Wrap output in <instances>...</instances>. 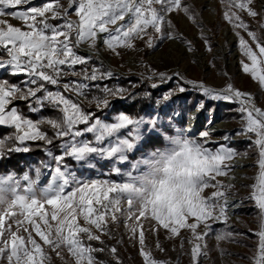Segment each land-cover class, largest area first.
<instances>
[{
	"label": "snow or ice",
	"instance_id": "snow-or-ice-1",
	"mask_svg": "<svg viewBox=\"0 0 264 264\" xmlns=\"http://www.w3.org/2000/svg\"><path fill=\"white\" fill-rule=\"evenodd\" d=\"M220 2L223 19L235 30L240 52L248 61H240L242 70L264 92V0ZM175 13H183L193 23L199 15L184 0H67L66 4L45 0L41 5L33 0H0V71L21 77L17 82L0 77V127L11 129L0 137V159L28 153L38 144L51 161L44 163L51 176L43 188L36 186L39 168L36 180L27 172L20 178L15 173L0 174V264H53V256L65 259V250L73 264H109L100 259L105 252L115 264H123L118 248L102 239L115 238L121 226L139 244L144 264H171L156 259L146 245L145 232L151 231L157 237L156 249L166 251L159 241L161 229L167 239L180 238L182 253L184 244L190 245L191 264H201L209 256L207 238L213 224L227 225L230 211L243 203L233 199L238 195L234 183L238 178L253 180L244 185L250 189L244 199L252 201L257 211V229H249L257 247L248 259L264 264V107L252 93L232 83L216 88L180 72L145 65L144 79L154 81L152 89L176 81L158 106L189 86L203 97L194 105L196 114L207 110L211 116L214 109L208 108V101L235 105L241 127L234 135L248 141L244 151L230 146L233 133H225L223 143L214 141L211 118L199 132L189 122L195 121L194 114L184 121L186 126L175 127V118L182 113L173 111L168 124L175 127V135L164 133L165 147L136 158L144 140L142 128L156 130L161 118L119 112L107 119L97 114L111 106L110 98L128 94L124 87L96 83L114 76L104 66L100 45L119 56L121 49L139 51L137 41L156 51L165 41L180 40L191 52V42L177 32L170 18ZM244 14L257 22L256 28ZM201 38L211 51L209 39ZM84 46L87 53L81 54ZM92 88L100 94L89 98ZM85 101L96 111L85 107ZM45 111L52 114L37 115ZM56 145L58 153L52 151ZM252 150L256 174L238 177L236 170L244 167L241 161ZM69 160L87 169L105 161L111 165L108 178L82 179ZM145 221L154 223L145 229ZM183 231L190 238L182 237ZM245 235L229 230L216 233L215 239L238 243L237 238ZM217 250L222 256L230 254L219 244Z\"/></svg>",
	"mask_w": 264,
	"mask_h": 264
},
{
	"label": "rangeland",
	"instance_id": "rangeland-1",
	"mask_svg": "<svg viewBox=\"0 0 264 264\" xmlns=\"http://www.w3.org/2000/svg\"><path fill=\"white\" fill-rule=\"evenodd\" d=\"M45 0H33L34 5H41ZM62 3H67V0H61ZM184 3L191 5L195 13H198L196 17V22L190 21L183 13H175L170 17L178 33H180L187 41H190L193 46V51L189 52L186 50V45L180 40L165 41L156 51L149 50L145 48L142 42L137 41L136 46L139 51L135 50H123L121 49V55L116 56L107 52L103 49L101 45V59L109 67H111L113 73L114 70H118L123 76L114 73L111 79L105 81H97L98 84H107L109 87H124L128 89V94L126 98L117 99L110 98L112 100L111 106L108 109H104L107 113H112L111 115H105V118L111 119L115 114L121 111L119 105L121 102L122 106H130L136 101L148 97L146 89H152L150 87L151 83L154 81H149L144 79L147 75V69L145 65H151L152 68L158 69L160 71L169 72H180L183 76L188 79H194L197 81H204L207 85L221 88L227 83H232L235 87L242 91L252 93L256 98L259 106L264 107V92H262L258 86V83L254 82L250 75L245 74L241 67V60L248 62L246 57H244L239 49L238 38L234 34V29L223 19L224 6L220 0H184ZM75 19V16H73ZM244 19L247 20L253 28H256L257 22L252 20L244 14ZM10 22L13 25L21 26V22L11 19ZM202 25V29L201 26ZM245 35L246 34L241 33ZM206 36L211 44V51L207 50L204 40L201 38ZM84 49L87 50L86 46ZM81 54H85L81 52ZM109 59V61L107 60ZM105 66V65H104ZM108 68L107 66H105ZM79 68V66H78ZM10 76L8 72L0 71V77L3 75ZM143 74V75H142ZM16 81L20 80L18 77ZM78 79V77L76 78ZM176 87V81L162 85L157 89H161L158 96L150 101L151 107L148 111L140 116H144L146 119L158 115L161 118V123L158 124L156 130H152L150 126H144L142 132L144 135V140L141 143V150L135 153L136 158H140L142 155H147L153 150L158 148H163L167 145V141L164 140L163 134L175 135V127H180V120H187L189 114L193 111L194 105L197 101L203 99L196 91L192 90L189 86L188 91L178 96L173 97V100L167 103H161L157 105V101L160 100L166 92ZM95 88H92L89 93V98L92 95H99ZM185 94H194L195 96ZM118 102V103H116ZM207 106L209 109H214L211 116L207 110L200 112L198 114V122L196 127L200 125L199 129H194V132H199L204 130V123H199L201 118L207 123L208 119L211 118L213 125H220V127L214 131L212 139L214 141H220L223 143L222 137L225 133H233V140L230 142V146L236 148L239 151H244L248 149V141L243 137L235 136V131L241 127L240 116L234 110L235 105L228 104L226 102H212L208 101ZM85 107L96 111L95 105H88L85 101ZM173 111H180L182 113L181 117L175 118V127L168 124V117L172 115ZM99 113V112H98ZM97 113V114H98ZM105 113V114H107ZM52 113L45 111L37 115H51ZM133 117V114H130ZM36 119L35 115L32 117ZM192 124V121H190ZM193 125V124H192ZM10 132V131H9ZM8 132V133H9ZM158 136L161 138L160 146H150L146 147L149 142L148 138L152 136ZM2 137V136H1ZM88 138H91L90 136ZM213 148L216 147L215 144L212 145ZM32 151L22 153L26 157L24 171L16 173L14 171H8L1 174L15 173L17 178L23 176L24 173H28L33 180H36L37 168L40 169L41 175L37 183V188H43L47 185L51 176V169L44 167V163H50V158H48L43 151V148L38 144L32 145ZM53 152L58 153V145L52 148ZM69 164L72 165L73 170L76 171L77 175L82 179H94V178H108L107 174L110 171L111 165L105 161H100L96 169H87L79 164L69 160ZM23 164L21 166H23ZM255 164V154L252 150L250 157L243 160V168H240V177L243 176H254L256 174ZM54 166V165H53ZM238 170V169H237ZM236 170V174L238 176ZM112 179L119 180V177L112 176ZM224 179L227 182V178ZM237 187L235 191L238 193L234 200H243V203L239 207L232 209L229 213L230 220L227 225L218 223L213 224V232L207 238V245L209 256L207 258L201 259V264H252L248 257L254 255L257 247V239L249 233V229L255 231L257 229V211L253 205V202L244 199L250 194V189L244 187V185H251L253 183L252 179H239L235 182ZM23 186H26L27 182L21 181ZM208 192L211 189L207 190ZM207 194V193H206ZM154 222L145 221L144 228L149 229ZM202 230V229H201ZM233 231L239 233H245L247 235L238 237V243H231L229 241L217 242L215 239L216 233H221L225 231ZM166 233L163 229L159 232V241L166 249V251H158L155 247L156 245V235L151 231L145 232L146 245L153 253V256L159 260L170 261L171 264H191L190 256L188 255L190 245L184 244L183 253L180 249V238L167 239ZM131 234L121 226L116 230L115 238L102 237L109 246H115L118 248V256L123 264H144L142 257L139 255L138 249L139 244L136 240L130 238ZM181 236L184 238H190V233L183 231ZM117 241H120L119 243ZM95 244V242H93ZM219 244L220 248L225 249L228 255H220L217 246ZM99 246V245H96ZM65 257L61 260L53 256V264H73V261L66 250L62 252ZM100 259L109 261V264H115L114 258L107 252L100 254Z\"/></svg>",
	"mask_w": 264,
	"mask_h": 264
},
{
	"label": "trees",
	"instance_id": "trees-1",
	"mask_svg": "<svg viewBox=\"0 0 264 264\" xmlns=\"http://www.w3.org/2000/svg\"><path fill=\"white\" fill-rule=\"evenodd\" d=\"M0 55H3L2 52H0ZM3 78H7L10 81L13 82H17L16 79H19L18 77L15 76H7L6 74L1 76ZM159 92H161V89H146V93H148V97L146 96L145 98H142L138 101H136L134 104H131L130 106H122L121 102H119V105H116L118 107H120V109H122L121 111H123L126 114H133L134 116H140L144 113H146L148 111V109L151 107L150 101L153 100L154 98H156L159 94ZM188 95L190 96H195L194 94H185V96L187 97ZM196 98L198 97L197 95L195 96ZM20 104V107L24 109L25 114L30 115L28 113L27 108L24 106V104L22 102H17ZM118 103V102H116ZM92 110V109H91ZM94 111V110H93ZM107 113L105 110H103V112H99L98 115H101L103 118H105V115H111L112 113L108 112ZM35 115H33L32 117H34ZM107 118V117H106ZM108 119V118H107ZM184 121L185 119L182 118V120H180V126H186L184 125ZM9 131H11V129L7 128V127H0V137L4 136L5 134H7ZM149 142L146 144V147H150L152 146H160L162 143L161 138H158V136H152L148 138ZM31 152V151H30ZM34 152V151H32ZM37 153V152H34ZM26 161V157L24 154L22 153H11L10 156L4 158V159H0V174L1 173H5L8 171H14L16 173H20L24 171V167H25V163ZM23 164V166H21Z\"/></svg>",
	"mask_w": 264,
	"mask_h": 264
},
{
	"label": "water",
	"instance_id": "water-1",
	"mask_svg": "<svg viewBox=\"0 0 264 264\" xmlns=\"http://www.w3.org/2000/svg\"><path fill=\"white\" fill-rule=\"evenodd\" d=\"M100 46H101V45H100ZM81 52H83V53L86 54V53H87V50L83 48V49L81 50ZM107 60L109 61L108 58H107ZM103 63H104V65L107 66L108 68H111V67H109L105 62H103ZM111 69H112V68H111ZM112 70H113V69H112ZM114 73L119 74V75H121V76L124 75V74L120 73L118 70H114ZM193 114L195 115L194 111H192V112L189 114V116H190V115H193ZM189 122H190V121H189ZM199 123H201V124L204 123L205 125L208 126V124H207L206 122H204V120H203L202 118H201V121H200ZM199 128H200V125H199L198 127H196V126L194 127V129H199Z\"/></svg>",
	"mask_w": 264,
	"mask_h": 264
},
{
	"label": "bare ground",
	"instance_id": "bare-ground-1",
	"mask_svg": "<svg viewBox=\"0 0 264 264\" xmlns=\"http://www.w3.org/2000/svg\"><path fill=\"white\" fill-rule=\"evenodd\" d=\"M198 114L195 113L196 119H195V121H192L193 126H195L196 123L198 122ZM206 127H208V126H204V128H206ZM219 127H220V125L215 126V125L211 124V128H213L214 130H217ZM241 163L243 164V161H241ZM237 173H238V177H240V169L237 170ZM237 181H239V178L235 182H237Z\"/></svg>",
	"mask_w": 264,
	"mask_h": 264
}]
</instances>
